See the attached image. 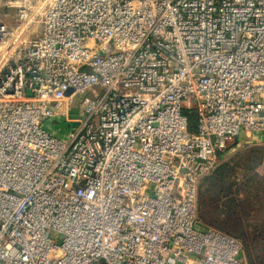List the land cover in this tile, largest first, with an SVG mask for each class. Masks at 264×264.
<instances>
[{
  "label": "built area",
  "instance_id": "obj_1",
  "mask_svg": "<svg viewBox=\"0 0 264 264\" xmlns=\"http://www.w3.org/2000/svg\"><path fill=\"white\" fill-rule=\"evenodd\" d=\"M254 134L264 0H0V264H246L195 226Z\"/></svg>",
  "mask_w": 264,
  "mask_h": 264
},
{
  "label": "rangeland",
  "instance_id": "obj_2",
  "mask_svg": "<svg viewBox=\"0 0 264 264\" xmlns=\"http://www.w3.org/2000/svg\"><path fill=\"white\" fill-rule=\"evenodd\" d=\"M79 98L74 99L75 108ZM56 122L46 121L42 127L65 137V130ZM218 168L214 176L198 185L200 224L195 228H213L233 237L246 264H264V134L235 140Z\"/></svg>",
  "mask_w": 264,
  "mask_h": 264
},
{
  "label": "trees",
  "instance_id": "obj_3",
  "mask_svg": "<svg viewBox=\"0 0 264 264\" xmlns=\"http://www.w3.org/2000/svg\"><path fill=\"white\" fill-rule=\"evenodd\" d=\"M188 130H189V132H194L195 130H196V128H195V123H194V115H190V117H189V127H188ZM224 167V166H223ZM220 170V168H218L217 169V167H216V169L209 175V176H206V177H204L203 179H207L208 177H210V176H214V174L217 172V171H219ZM204 182L206 181V180H203ZM201 182V181H200ZM199 182V183H200ZM201 186H202V184H201ZM199 187V186H198ZM197 197H198V194H197Z\"/></svg>",
  "mask_w": 264,
  "mask_h": 264
}]
</instances>
